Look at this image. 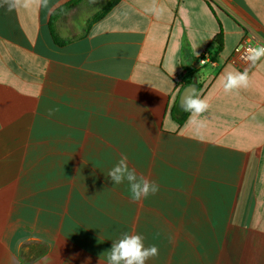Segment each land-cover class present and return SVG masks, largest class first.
<instances>
[{
  "label": "crops",
  "instance_id": "crops-1",
  "mask_svg": "<svg viewBox=\"0 0 264 264\" xmlns=\"http://www.w3.org/2000/svg\"><path fill=\"white\" fill-rule=\"evenodd\" d=\"M69 1L0 0V264H107L125 232L158 247L146 264H264V60L223 89L248 67L234 48L264 44V0H122L93 23L82 2L54 20L59 44ZM122 153L155 195L112 185Z\"/></svg>",
  "mask_w": 264,
  "mask_h": 264
},
{
  "label": "clouds",
  "instance_id": "clouds-1",
  "mask_svg": "<svg viewBox=\"0 0 264 264\" xmlns=\"http://www.w3.org/2000/svg\"><path fill=\"white\" fill-rule=\"evenodd\" d=\"M9 11L24 8H49V0H3V5ZM240 60L248 65L244 71H228L223 76V89L226 93H232L250 86L251 78L248 68L264 60V44L250 47L244 50ZM197 89H192L180 100L182 110L189 113V121L203 124L199 118L208 112L210 104L207 98H201L196 94ZM181 108V107H180ZM56 110L49 109L48 116L54 115ZM107 177L112 185L127 183L130 199L139 202L149 196L155 195L159 191V184L138 174L136 169L130 167L128 156L121 154L118 161L109 169ZM144 237L140 234L123 233L120 238L112 242L110 250L107 251V264H146V262L159 255L156 245L145 246Z\"/></svg>",
  "mask_w": 264,
  "mask_h": 264
},
{
  "label": "trees",
  "instance_id": "trees-1",
  "mask_svg": "<svg viewBox=\"0 0 264 264\" xmlns=\"http://www.w3.org/2000/svg\"><path fill=\"white\" fill-rule=\"evenodd\" d=\"M81 1H82V0H71V1H69V2H67V3H65L64 5L60 6L59 8H57V9L53 12V14H52V16H51V19H50V29H51V34H52L54 40H55L57 43L62 44V43H64V42H63V41H60V40L57 38V36H56V34H55V32H54V29H53V22H54V20H55L58 16H60L61 14H64L69 8H71L72 6L78 4V3L81 2ZM120 1H122V0H111L108 4H106V5L103 7V9H102L101 11H99L98 13H96V15H94V17H92L90 23L96 22V21H98V20L104 18V17L106 16V14H107L110 10H112V9H113V8H114V7L120 2ZM209 5H210L211 9L214 10L211 1H209ZM221 37H222V34H220V35L218 36V40H219V41L221 40Z\"/></svg>",
  "mask_w": 264,
  "mask_h": 264
},
{
  "label": "built area",
  "instance_id": "built-area-1",
  "mask_svg": "<svg viewBox=\"0 0 264 264\" xmlns=\"http://www.w3.org/2000/svg\"><path fill=\"white\" fill-rule=\"evenodd\" d=\"M261 44H263V43H259V42L255 41V39L252 36L247 37L241 44L237 45L234 48V51L232 54L233 62L237 63L238 65H241V66H247L246 64H244L240 60L241 55L244 54V50L247 48H250V47H255V46L261 45ZM212 61H213L212 57L208 52L204 53V55L202 57H200V59H199V63L201 65L211 63Z\"/></svg>",
  "mask_w": 264,
  "mask_h": 264
},
{
  "label": "rangeland",
  "instance_id": "rangeland-1",
  "mask_svg": "<svg viewBox=\"0 0 264 264\" xmlns=\"http://www.w3.org/2000/svg\"><path fill=\"white\" fill-rule=\"evenodd\" d=\"M110 1L111 0H82L79 3H82V2L85 3V7H86L85 9L92 13L96 10L101 11L103 9V7L106 4H108Z\"/></svg>",
  "mask_w": 264,
  "mask_h": 264
},
{
  "label": "water",
  "instance_id": "water-1",
  "mask_svg": "<svg viewBox=\"0 0 264 264\" xmlns=\"http://www.w3.org/2000/svg\"><path fill=\"white\" fill-rule=\"evenodd\" d=\"M193 88V86L191 87H188L186 90H185V94L184 95H186V94H188L189 93V91L191 90Z\"/></svg>",
  "mask_w": 264,
  "mask_h": 264
}]
</instances>
